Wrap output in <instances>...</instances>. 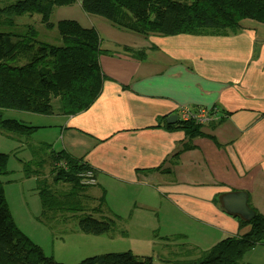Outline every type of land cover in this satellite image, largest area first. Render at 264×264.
Listing matches in <instances>:
<instances>
[{"label": "crops", "instance_id": "crops-1", "mask_svg": "<svg viewBox=\"0 0 264 264\" xmlns=\"http://www.w3.org/2000/svg\"><path fill=\"white\" fill-rule=\"evenodd\" d=\"M99 22L101 30L90 26L105 50L99 95L86 110L55 115L56 125L42 126L51 137L38 141L95 170L91 188L105 198L99 214L120 216L116 209L125 207L126 224L147 219L159 225L151 230L159 238L179 233L199 248L245 233L222 197L245 192L248 206L264 215V25L244 20L228 36L140 37ZM123 47L143 50L144 58ZM182 108L214 113L188 139L165 127ZM163 220L172 221L171 231L160 236Z\"/></svg>", "mask_w": 264, "mask_h": 264}, {"label": "trees", "instance_id": "trees-1", "mask_svg": "<svg viewBox=\"0 0 264 264\" xmlns=\"http://www.w3.org/2000/svg\"><path fill=\"white\" fill-rule=\"evenodd\" d=\"M74 3L75 0H0V27L4 28L0 30V130L17 139L23 138L26 143L30 157L19 162L23 176L34 178L41 207L35 216L37 221L51 227L56 212L62 207L80 212L77 223L80 232L110 234L122 219L116 214L93 216L105 205L103 193L95 198L88 191L97 185L95 170L81 157L54 148L51 143L29 142L27 139L42 126L2 117L6 109L40 115H74L89 108L99 95L104 80L99 56L105 50L100 47L98 32L75 20H50L55 7ZM79 4L85 14L101 17L113 27L140 37L152 34L228 36L239 33L244 20L264 25V0H80ZM34 14L39 15L47 29H56L58 43L39 39L38 31L31 24L17 25V17ZM123 49L137 60L144 58L143 50ZM207 113L212 115L214 109ZM202 124L178 117L165 127L182 130L191 139L200 134ZM9 157L8 153L0 152V176L10 173ZM86 171L93 173L94 184L79 181L77 174ZM74 192L78 196L76 200L72 196ZM59 200L69 204L58 205ZM87 200H96L97 206L92 210L85 205ZM249 207L254 211L250 220L237 217L240 227H248L245 233L223 237L206 248L186 242L185 235L179 233L161 237L164 247L168 248L167 256L179 257L174 258V264H239L247 251L256 244H264V215ZM118 231L126 234L125 229ZM162 260L168 261V258L163 256ZM0 264H59L17 227L1 181ZM76 264L153 262L150 256L104 253L85 257Z\"/></svg>", "mask_w": 264, "mask_h": 264}, {"label": "rangeland", "instance_id": "rangeland-1", "mask_svg": "<svg viewBox=\"0 0 264 264\" xmlns=\"http://www.w3.org/2000/svg\"><path fill=\"white\" fill-rule=\"evenodd\" d=\"M78 2V0H75V3L70 6L55 7L50 20L56 22L61 19H70L79 22L82 26L90 27L94 25L95 28L101 30L103 27H101L99 20L104 21V19L85 14L81 11ZM16 23L17 25L31 24L38 31L39 39L49 43H58L56 29H47L40 22L37 14L17 17ZM0 30H4V28L0 27ZM2 117L13 118L34 126L56 125L60 121L59 117L55 115H40L15 109L4 110ZM51 133L50 128L41 127L32 133L27 140L32 143L38 140H48L52 135ZM25 144L23 138L17 139L0 130V152L10 155L7 164L10 173L0 176V181L3 183L9 210L17 227L32 242L37 244L46 256H52L59 264H76L85 257L104 253H118L137 257L150 256L153 264H174V258H179L173 254L167 256L168 248L164 247L165 242L159 236H157L158 238L155 237V233L151 232L153 228L159 226L156 222L150 223L147 222V219H138L135 216L132 224H126V221H129L130 213L125 207L116 209L121 212V214H118L122 220L117 222V227L110 234L94 235L80 232L77 226L80 212H73L62 207L56 212L55 217H57L52 221L51 227L37 221L35 216L40 213L41 207L34 189V178L23 176L21 163L19 162V160L25 161L30 157ZM88 191L94 197L99 195V190L96 187ZM72 196L75 200L78 197L76 192ZM61 202H64L65 205L69 204V201L59 200L58 205H61ZM71 202L76 203V201ZM85 205L93 210L97 203L96 200H87ZM129 211H131L130 207ZM139 211L137 210V213ZM100 215L99 213H93L96 218H100ZM136 222L148 224L150 226L149 231L137 227ZM171 223V220L162 221L160 236H163L166 230L167 232L171 231V227H169ZM181 228L184 229V226H181ZM122 229L126 230L125 235H121L118 231ZM211 242L203 243V246L208 247L212 244ZM163 256L168 258V261H163ZM239 264H264V244H256L247 251Z\"/></svg>", "mask_w": 264, "mask_h": 264}, {"label": "water", "instance_id": "water-1", "mask_svg": "<svg viewBox=\"0 0 264 264\" xmlns=\"http://www.w3.org/2000/svg\"><path fill=\"white\" fill-rule=\"evenodd\" d=\"M170 123H174L177 120L176 116H170L167 118ZM245 192H232L222 197L223 208L228 214L238 215L242 219L250 220L254 211L251 209L246 201Z\"/></svg>", "mask_w": 264, "mask_h": 264}, {"label": "built area", "instance_id": "built-area-1", "mask_svg": "<svg viewBox=\"0 0 264 264\" xmlns=\"http://www.w3.org/2000/svg\"><path fill=\"white\" fill-rule=\"evenodd\" d=\"M178 116L181 119H194L196 121H199L200 123L205 122L209 118L207 111L204 109L189 110L187 108H182ZM77 177L79 178V181L83 184H94L95 183V179L91 171L78 173Z\"/></svg>", "mask_w": 264, "mask_h": 264}]
</instances>
